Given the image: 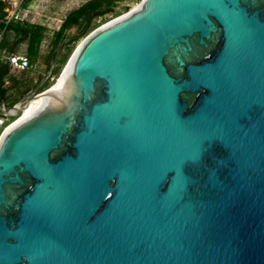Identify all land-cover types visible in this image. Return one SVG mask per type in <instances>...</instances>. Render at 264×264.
<instances>
[{"label": "water", "instance_id": "water-1", "mask_svg": "<svg viewBox=\"0 0 264 264\" xmlns=\"http://www.w3.org/2000/svg\"><path fill=\"white\" fill-rule=\"evenodd\" d=\"M85 40L6 109L52 92L0 136V264H264V0H147Z\"/></svg>", "mask_w": 264, "mask_h": 264}, {"label": "rangeland", "instance_id": "rangeland-1", "mask_svg": "<svg viewBox=\"0 0 264 264\" xmlns=\"http://www.w3.org/2000/svg\"><path fill=\"white\" fill-rule=\"evenodd\" d=\"M87 1L88 0H28L25 6L22 3V6L19 9V17H21L25 22L43 25L48 29V32L40 46L38 57L33 61V65L35 68L25 73L10 70V76L12 80L7 81L6 86L11 87L10 93L13 97H16V99L19 100L18 102L24 100L35 90H38L40 85L44 82L45 83L42 89H46L51 85L53 87L62 70L68 63L70 57L73 55L79 43L83 39H85L95 29L102 26L103 24L129 13L131 10L137 7L135 0L120 1L112 6L111 11H104V15L93 17L89 28L84 33H81V30L77 27L68 30V40L72 42L70 44V47L62 50V54H66L69 51L68 58L65 65H55L59 66V71L55 73L49 70L46 64V56L50 51L52 35L60 28L61 23L67 14L79 8ZM10 7L12 8V6ZM12 12L13 10L8 12V17L12 14ZM17 51L18 54L25 55V44L19 45ZM15 81L20 83L17 88H13ZM37 82H39V84L36 86ZM28 87L31 89L30 92L26 96H23V92ZM35 99L37 98H34L29 102ZM21 113L22 112H18L16 115L8 117L5 124L15 119Z\"/></svg>", "mask_w": 264, "mask_h": 264}, {"label": "trees", "instance_id": "trees-1", "mask_svg": "<svg viewBox=\"0 0 264 264\" xmlns=\"http://www.w3.org/2000/svg\"><path fill=\"white\" fill-rule=\"evenodd\" d=\"M27 2L28 0H24L23 5L25 6ZM113 5V0H88L79 8L67 14L60 28L52 35L50 51L46 56L48 69L51 70L52 66H54L51 71L57 73L59 71V66L55 65H65L69 51L66 54H62V50L70 47L72 42L67 40L68 30L77 27L81 30V33H84L92 22L93 13L98 11H111ZM7 6V3L0 0V34L2 33L0 55L3 53H18V46L25 44V55L28 56L33 63L39 55L40 46L47 35L48 29L43 25L31 24L23 20H11L8 22ZM64 42L65 44L63 45ZM25 72L27 71L22 73ZM9 80H12L10 76V67L7 63L0 61V104L5 105L7 109L11 108L19 101L16 97L11 95V87L6 86V82ZM39 82L36 83V86ZM18 85H20V83L15 81L13 88H17ZM30 90L31 89L28 87L23 92V96H26ZM22 114L23 113L19 114L7 124L19 119ZM3 130V128H0V135Z\"/></svg>", "mask_w": 264, "mask_h": 264}, {"label": "built area", "instance_id": "built-area-1", "mask_svg": "<svg viewBox=\"0 0 264 264\" xmlns=\"http://www.w3.org/2000/svg\"><path fill=\"white\" fill-rule=\"evenodd\" d=\"M3 1L8 4L6 9L7 12L13 10L12 14L8 17V22L11 20L14 21L23 20L21 17H19V9L22 6L24 0H3ZM142 1L143 0H135V3L138 5ZM10 6H12V8ZM1 37H2V33L0 34V41H1ZM0 61L7 63L8 66L10 67V70H14V71L24 72L35 68L29 57L23 54L3 53L2 55H0ZM6 109L7 108L5 106L3 108H0V128L4 129L3 132L14 122L13 121L9 124H5L8 117L16 115V114L14 115L8 114L6 112Z\"/></svg>", "mask_w": 264, "mask_h": 264}, {"label": "bare ground", "instance_id": "bare-ground-1", "mask_svg": "<svg viewBox=\"0 0 264 264\" xmlns=\"http://www.w3.org/2000/svg\"><path fill=\"white\" fill-rule=\"evenodd\" d=\"M146 1H147V0H143V2H141V4H139V6H137V7L134 8L133 10H131V12L140 9V8L144 5V3H145ZM125 15H126V14H125ZM122 17H123V16H122ZM86 40H87V39H86ZM86 40L83 39V40L79 43L77 49L80 48V47L86 42ZM75 51H76V50H75ZM76 55H77V52H74L73 55L70 57L68 63L66 64V66H65L64 69L62 70V72H61L59 78H58V79L56 80V82L54 83V85H53L54 88H53V89L56 88V87H55L56 83H57V82L60 83V81H61V80L67 75V73L69 72L70 67H71V65H72V63H73V61H74ZM51 93H52V92H47V93H45V94H43V95L40 94V95H38V96L33 97L32 99H34V98H37V99H35V100H33V101H31V102H29V103L27 104V106L25 107V110H24V112H23V114H22L21 116L24 118V117H26V116L32 114V113H33L38 107H40V106H41V105L47 100L48 96H49ZM32 99H31V100H32ZM17 107H19V106H17Z\"/></svg>", "mask_w": 264, "mask_h": 264}, {"label": "flooded vegetation", "instance_id": "flooded-vegetation-1", "mask_svg": "<svg viewBox=\"0 0 264 264\" xmlns=\"http://www.w3.org/2000/svg\"><path fill=\"white\" fill-rule=\"evenodd\" d=\"M120 1H125V0H113L114 4H116L117 2H120Z\"/></svg>", "mask_w": 264, "mask_h": 264}, {"label": "crops", "instance_id": "crops-1", "mask_svg": "<svg viewBox=\"0 0 264 264\" xmlns=\"http://www.w3.org/2000/svg\"><path fill=\"white\" fill-rule=\"evenodd\" d=\"M5 105H3V104H0V108H3Z\"/></svg>", "mask_w": 264, "mask_h": 264}]
</instances>
